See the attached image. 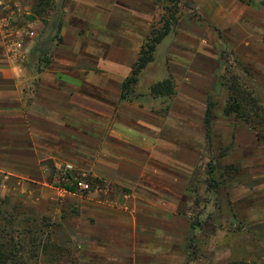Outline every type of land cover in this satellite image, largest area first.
Listing matches in <instances>:
<instances>
[{
    "label": "crops",
    "instance_id": "crops-1",
    "mask_svg": "<svg viewBox=\"0 0 264 264\" xmlns=\"http://www.w3.org/2000/svg\"><path fill=\"white\" fill-rule=\"evenodd\" d=\"M193 1L220 30L236 31V52L264 73V0ZM152 5L69 0L57 40L56 27L26 20L35 38L18 62L6 47V26L25 19L27 7L0 0V174L28 186L37 214L60 224L56 237L70 242L72 264H189L194 252L200 229L191 209L199 193L210 194L194 184L211 154L205 115L215 73L205 59L177 57L172 47V74L186 86L177 95L183 109L174 105L165 117L122 100ZM182 27L200 36L196 23ZM233 139L239 147L257 143L251 131ZM57 163L107 185L67 195L52 185Z\"/></svg>",
    "mask_w": 264,
    "mask_h": 264
},
{
    "label": "rangeland",
    "instance_id": "rangeland-1",
    "mask_svg": "<svg viewBox=\"0 0 264 264\" xmlns=\"http://www.w3.org/2000/svg\"><path fill=\"white\" fill-rule=\"evenodd\" d=\"M68 2L69 0H24L27 15L22 21H17V25L24 27L27 21H41L46 27H54V21L62 20L63 16H66ZM163 7L164 5L155 3L150 8L146 6L145 10L152 16L149 18L145 39L153 31L157 33L161 30V20L166 15ZM179 10L180 25L158 46L155 53L156 61L143 72L131 100L141 107L156 109L157 113L165 117L174 105L179 104L176 107L183 109L178 96L166 100L150 97V87L157 80H163L173 73L172 47L177 49L175 51L177 57L189 52L194 54L198 61L205 59V63L216 74L207 94L208 102L214 103L211 131L213 142L209 160L205 161V170L197 172L194 186L207 189L210 194L199 193L197 205L191 209L193 223L199 227L200 232L192 242L194 252L191 254L189 264L232 262L264 264V125L252 130L237 115L225 114L229 94L220 84L226 67L232 64L222 60V55L227 52L226 50L230 53L235 52L264 87L263 69L257 63L244 61L245 56L242 57L236 52V31L220 30L209 16L198 13L193 0H181ZM185 22L202 26L198 28L201 30L200 36L205 31L204 37L200 38L198 33H192L190 27H182ZM215 29L221 32L224 42L219 39ZM262 34L264 36V31ZM175 81L178 95L186 86L178 83L176 78ZM252 88L257 91L256 86ZM259 97L264 102V96L259 94ZM246 131L256 135L257 143L253 146L239 147L233 138L236 133ZM224 135L227 137L225 141ZM232 167L233 171L229 170ZM92 178L97 180L93 176ZM97 184L102 187L107 185L100 180ZM27 187L23 182L0 174V253L6 255L5 261L2 260L4 263L0 264L74 263L75 256L70 242H66L64 238L58 240L56 237L60 224L48 223L37 214L36 207H32L33 204L28 199ZM47 224L50 226L47 227ZM11 253L16 256L8 262Z\"/></svg>",
    "mask_w": 264,
    "mask_h": 264
},
{
    "label": "trees",
    "instance_id": "trees-1",
    "mask_svg": "<svg viewBox=\"0 0 264 264\" xmlns=\"http://www.w3.org/2000/svg\"><path fill=\"white\" fill-rule=\"evenodd\" d=\"M153 1L157 5H164L163 8L165 10L166 15L162 17L161 30L157 33L153 31L150 36H148L144 41L141 53L133 68V71L130 77H128L123 84L122 100L124 101L130 100L132 102L131 97L132 95H135L136 87L141 81L143 72L150 64H153L156 61L155 53L158 49V46L163 42L164 38L169 36L171 32H173V30L180 25L181 22V18L178 16L180 12L179 8L181 5V0ZM64 18L65 17L63 16V19L59 20L56 17L57 21H54V27H56V40L58 39L59 34L62 30ZM215 31L218 33L219 39L224 42L221 32L217 29H215ZM224 45L227 48V45ZM226 51V53L222 55V60L227 61V63L232 64V66L226 67V73L222 77V82L220 84L222 86V89H226L229 94L228 105L225 108L224 112L227 116H231L233 114L237 115L243 121H245L251 127L252 130H257L259 126L264 125V102H262L261 98L259 97V94L264 96L263 84H261L259 78L245 63L241 61V59L236 55L235 52L230 53L228 52V50ZM234 69L238 70L239 73H237L236 70L234 71ZM157 81L150 87V97H153L155 99L166 100L167 98L173 99L177 96V85L173 74L165 77L163 80H160L158 82ZM247 81L250 82L251 86ZM252 86H256L257 91H254ZM213 106L214 103H212V101H209L205 115L206 135L210 146L213 142L211 134ZM226 170H228V167H226ZM229 170L233 171V167ZM90 181L92 183H97L98 180L90 178ZM69 190L71 192L75 191L73 187H70ZM193 225L195 226V224ZM46 226L48 227L50 226V224H47ZM14 253H16V251H14ZM14 253H11L9 257L7 256L8 262L16 256ZM5 259L6 255L4 253H0V262L4 263ZM2 260L4 261L2 262ZM229 264L247 263L232 262Z\"/></svg>",
    "mask_w": 264,
    "mask_h": 264
},
{
    "label": "built area",
    "instance_id": "built-area-1",
    "mask_svg": "<svg viewBox=\"0 0 264 264\" xmlns=\"http://www.w3.org/2000/svg\"><path fill=\"white\" fill-rule=\"evenodd\" d=\"M6 27L5 42L9 53L16 61L25 62L28 58V41L35 38L34 31L19 27L13 19ZM53 176L52 185L67 195L86 196L102 187L97 183H92L91 175L78 171L71 163H57L53 167ZM70 187H73L75 191L71 192Z\"/></svg>",
    "mask_w": 264,
    "mask_h": 264
}]
</instances>
